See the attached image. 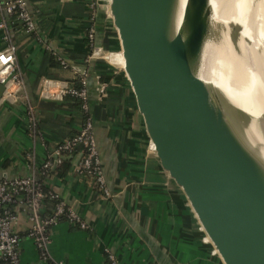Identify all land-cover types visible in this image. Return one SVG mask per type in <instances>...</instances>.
<instances>
[{"label":"crops","instance_id":"1","mask_svg":"<svg viewBox=\"0 0 264 264\" xmlns=\"http://www.w3.org/2000/svg\"><path fill=\"white\" fill-rule=\"evenodd\" d=\"M26 4L35 20L30 33L0 10V20L7 23L17 46V64L25 82L15 97L7 98L0 81V179L31 174L43 178L41 164L59 141L78 132L83 113L77 105L80 100L69 94L56 100L44 97L43 83L59 79L73 85L72 78L87 72L90 115L112 191L111 197L102 195L90 177L75 169L82 157L79 150L67 156L71 166L65 174L63 164L47 176V186L88 222L82 228L62 219L51 228L52 261L109 264L110 250L122 264H222L201 244V234L191 229L173 185L147 152L122 68L120 38L102 4L98 0H26ZM91 27L93 43L87 35ZM6 44L0 32V50ZM91 44L92 50H102L101 56L87 59ZM103 84L107 89L100 95ZM28 103L39 115L36 137L28 128ZM30 226L29 216L20 211L13 228L21 234L22 262L38 264V249L26 235Z\"/></svg>","mask_w":264,"mask_h":264},{"label":"water","instance_id":"2","mask_svg":"<svg viewBox=\"0 0 264 264\" xmlns=\"http://www.w3.org/2000/svg\"><path fill=\"white\" fill-rule=\"evenodd\" d=\"M98 2L120 38L147 152L173 185L191 229L222 264H264L261 160L237 134L249 115L194 69L206 36L219 33L210 28L209 0H188L186 32L174 36L172 0Z\"/></svg>","mask_w":264,"mask_h":264},{"label":"built area","instance_id":"3","mask_svg":"<svg viewBox=\"0 0 264 264\" xmlns=\"http://www.w3.org/2000/svg\"><path fill=\"white\" fill-rule=\"evenodd\" d=\"M0 10L14 16L26 32L34 31L35 20L32 13L27 9L26 0H5L3 4L0 3ZM0 32L7 43L6 47L0 50V81L5 85L4 95L7 98H13L17 89L24 88L25 82L17 64V46L12 40L7 23L3 19L0 20ZM87 35L93 43L95 36L93 27L89 29ZM97 56H101V54H96L95 49H93L87 59ZM61 63L67 65L64 59H61ZM80 82L81 85L79 86L71 85L67 81L59 79H46L43 83L42 95L44 97L56 100L70 94L81 100L82 109L88 114L78 132L59 141L43 161L41 164L43 178L31 174L0 179V257L4 260V264H24L20 252L21 234L13 228V223L17 220L20 211L24 210L31 220V226L26 235L33 239L38 249L40 258L38 264H64L61 261H52L49 251L52 238L51 228L60 220L67 219L82 228L88 227L87 220L61 198L57 191L44 187V177L50 175L51 169L73 150H79L82 153V157L75 164V169L90 177L102 195L112 196L100 158L93 119L90 115L87 72L80 75ZM106 89V85L103 84L102 95ZM27 121L30 133L34 137L39 135V115L35 106L30 103L27 106ZM46 197L54 200L51 208L45 202ZM108 263L122 264L116 254L110 250L108 251Z\"/></svg>","mask_w":264,"mask_h":264},{"label":"bare ground","instance_id":"4","mask_svg":"<svg viewBox=\"0 0 264 264\" xmlns=\"http://www.w3.org/2000/svg\"><path fill=\"white\" fill-rule=\"evenodd\" d=\"M209 7L210 28L219 33L206 36L194 69L249 115L237 134L261 160L264 177V0H209ZM187 10L188 0H172V36L185 34Z\"/></svg>","mask_w":264,"mask_h":264},{"label":"trees","instance_id":"5","mask_svg":"<svg viewBox=\"0 0 264 264\" xmlns=\"http://www.w3.org/2000/svg\"><path fill=\"white\" fill-rule=\"evenodd\" d=\"M88 40L90 41L89 43H91V39L89 38V36H88ZM90 47H91V50H92V48H93V45L91 44L90 45ZM59 62V61H58ZM62 65L64 66V64L62 63ZM103 77V76H102ZM72 84L74 85V86H79V85H81V82H80V76H75L74 78H72ZM70 95V94H69ZM71 97H73V98H77V97H75V96H72V95H70ZM78 99V98H77ZM80 100V99H79ZM77 105H79L80 107H82L81 106V100H80V102H77ZM87 116H88V114H86V112H84L83 111V113H82V121H81V124L82 123H84V121L86 120V118H87ZM75 151H77V150H73L71 153H69L68 155H70V154H73V153H75ZM67 155V156H68ZM67 156H64L62 159H61V161L59 162V164L58 165H56L55 167H53L52 169H51V171H50V174H53L54 172H56L57 170V168H58V166H60L59 167V169L63 166V164H65V167H64V169H63V174H65L66 173V171H68L69 169H70V166H71V162H70V158L69 157H67ZM57 167V168H56ZM47 178V176H45L44 177V182H45V179ZM44 187L47 189L48 188V186H47V184L45 183L44 184ZM45 202H46V204H47V206L49 207V208H51L52 206H53V204H54V200H52L51 198H49V197H46V199H45ZM0 264H4V260L0 257Z\"/></svg>","mask_w":264,"mask_h":264},{"label":"rangeland","instance_id":"6","mask_svg":"<svg viewBox=\"0 0 264 264\" xmlns=\"http://www.w3.org/2000/svg\"><path fill=\"white\" fill-rule=\"evenodd\" d=\"M110 19V18H109Z\"/></svg>","mask_w":264,"mask_h":264}]
</instances>
